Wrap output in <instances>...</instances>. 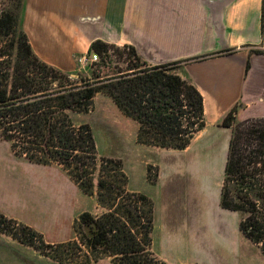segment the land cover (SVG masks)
<instances>
[{
	"label": "rangeland",
	"instance_id": "rangeland-1",
	"mask_svg": "<svg viewBox=\"0 0 264 264\" xmlns=\"http://www.w3.org/2000/svg\"><path fill=\"white\" fill-rule=\"evenodd\" d=\"M23 3L0 0V14L19 13ZM6 42L9 37L0 32V45ZM81 56H76L75 69L66 73L85 74L97 85L107 84L105 73L110 68L94 74L90 65L79 63ZM126 57L127 53L123 57L114 54L111 72L127 73ZM5 58L11 60L10 55ZM176 71L178 68L168 69L170 73ZM77 77L53 73L46 79L64 90L81 86ZM60 119L77 127L88 123L92 128L96 152L81 153L78 162L79 173L90 191L82 189L63 165H43L17 156L11 142L0 137V213L11 224L7 230L0 227V264H119L121 256L92 250L84 244L83 233L88 234V230L79 228L76 219L84 211L100 217L113 205L121 210L118 226L129 230L132 226L122 217L126 209L143 215L142 223L146 222V207L138 200V193L153 203V255L167 264H264L261 245L240 230L242 213L220 205V182L229 147L213 144L221 142L222 135L212 139L213 144L206 135L195 140L194 136L183 150L139 143L138 122L103 89L96 93L88 112L61 113ZM2 131L0 127V135ZM143 134L144 140L153 136L147 130ZM25 226L36 232L32 241L30 233H23ZM137 230L143 229L138 227L134 233ZM139 238L142 240L143 235ZM138 256L142 264H155L149 255Z\"/></svg>",
	"mask_w": 264,
	"mask_h": 264
},
{
	"label": "trees",
	"instance_id": "trees-1",
	"mask_svg": "<svg viewBox=\"0 0 264 264\" xmlns=\"http://www.w3.org/2000/svg\"><path fill=\"white\" fill-rule=\"evenodd\" d=\"M22 6L24 11L25 0ZM23 11L0 14V32L9 37V42L0 45V127L3 129L0 137L11 142L15 155L43 165L61 164L72 179L89 192L79 173L81 166L78 162L81 153L96 152L92 128L88 123L77 127L74 123L61 120L60 114L88 112L96 93L102 89L126 115L138 122L139 143L186 149L195 134L205 126L203 95L178 71L170 73L168 69L179 68L188 61L232 52L233 49L187 60L151 64L132 45L126 44L121 48L96 39L88 51V54L97 53L100 56V60L91 65L92 73L109 67L110 70L105 73L108 83L100 86L91 82L85 74H79L76 80L81 81V86L60 90L46 78L52 77L53 73L65 78H71L72 74L48 64L35 53L24 30ZM125 53L127 73L122 70L118 71L119 75L111 72L114 61L111 57L114 54L123 57ZM7 55H10V61L5 58ZM249 67L248 61L246 71ZM239 107L234 106L222 121L223 126L232 128V136L220 205L242 213L240 230L252 242L260 244L264 251V117L238 120L236 114ZM184 123H187L186 127H183ZM145 130L152 133L151 140H144ZM100 186H105V183L100 182ZM137 197L146 207L145 223H142L143 215L135 214L131 208L124 210L122 215L132 226L129 230L117 224L120 220L117 215L121 213L119 207L110 206L111 211L100 217L84 211L76 219L79 228L88 230V234L83 233L82 241L92 250L103 249L113 256H121L119 264H142L139 254L149 255L151 263L166 264L153 255V203L144 194L138 193ZM9 223L0 213V227L7 230L11 225ZM138 227L143 230L134 233ZM22 230L25 234L30 233V241L36 237V232L29 231L28 226ZM139 235H143L142 240Z\"/></svg>",
	"mask_w": 264,
	"mask_h": 264
},
{
	"label": "crops",
	"instance_id": "crops-1",
	"mask_svg": "<svg viewBox=\"0 0 264 264\" xmlns=\"http://www.w3.org/2000/svg\"><path fill=\"white\" fill-rule=\"evenodd\" d=\"M23 26L35 53L65 72L96 39L132 45L151 64L233 49L178 68L204 98L194 140L222 135L213 145L229 147L222 121L236 105L238 120L264 117V0H25Z\"/></svg>",
	"mask_w": 264,
	"mask_h": 264
},
{
	"label": "built area",
	"instance_id": "built-area-1",
	"mask_svg": "<svg viewBox=\"0 0 264 264\" xmlns=\"http://www.w3.org/2000/svg\"><path fill=\"white\" fill-rule=\"evenodd\" d=\"M99 60H100V56L97 53H91V54L86 53L78 59L79 63L83 66L86 64L91 66L92 64L98 62Z\"/></svg>",
	"mask_w": 264,
	"mask_h": 264
},
{
	"label": "water",
	"instance_id": "water-1",
	"mask_svg": "<svg viewBox=\"0 0 264 264\" xmlns=\"http://www.w3.org/2000/svg\"><path fill=\"white\" fill-rule=\"evenodd\" d=\"M72 75H73V76H76V77L78 76L77 74H72Z\"/></svg>",
	"mask_w": 264,
	"mask_h": 264
}]
</instances>
